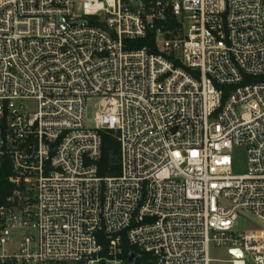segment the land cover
<instances>
[{
	"label": "built area",
	"instance_id": "built-area-1",
	"mask_svg": "<svg viewBox=\"0 0 264 264\" xmlns=\"http://www.w3.org/2000/svg\"><path fill=\"white\" fill-rule=\"evenodd\" d=\"M150 31L155 52L130 47ZM5 164L0 264H128L123 241L147 264H209L210 244L264 264V0H0ZM239 211L259 224L237 233Z\"/></svg>",
	"mask_w": 264,
	"mask_h": 264
},
{
	"label": "trees",
	"instance_id": "trees-1",
	"mask_svg": "<svg viewBox=\"0 0 264 264\" xmlns=\"http://www.w3.org/2000/svg\"><path fill=\"white\" fill-rule=\"evenodd\" d=\"M168 28H176L178 23L176 21H169L166 24ZM132 48H141L147 45L149 51L155 52L154 46V32L150 31L147 33L146 37L143 39L133 40L129 43ZM101 157L98 162V173L99 175H115L119 173L118 164V143L115 137V133L111 130H101ZM9 170L7 164H5L0 170V205L4 203L6 196L11 191V184L7 181V176ZM100 241L103 244V249L100 252L101 255H105V242L102 241L99 236ZM130 251H134L138 254L136 259V264L144 263L147 264L148 256L143 252L139 251L134 247L127 245L125 241L122 243V256L126 258ZM102 264V263H100Z\"/></svg>",
	"mask_w": 264,
	"mask_h": 264
},
{
	"label": "rangeland",
	"instance_id": "rangeland-1",
	"mask_svg": "<svg viewBox=\"0 0 264 264\" xmlns=\"http://www.w3.org/2000/svg\"><path fill=\"white\" fill-rule=\"evenodd\" d=\"M73 12L76 15L81 14L80 4L76 2L74 4ZM80 20H87V18L82 17ZM98 102V99H91L87 101L86 106V119L87 125L93 126L92 118L97 108L94 106ZM29 103V102H28ZM29 107L32 108V104L29 103ZM233 157V173L240 174L246 170V155L245 149L242 147H234L231 153ZM259 222L249 213L245 211L238 212V218L235 222L234 230L237 233L247 232L254 227H256ZM208 257L210 259L209 264H230L231 256L227 251L226 246H216L214 244H210L208 248ZM66 264V263H63Z\"/></svg>",
	"mask_w": 264,
	"mask_h": 264
},
{
	"label": "water",
	"instance_id": "water-1",
	"mask_svg": "<svg viewBox=\"0 0 264 264\" xmlns=\"http://www.w3.org/2000/svg\"><path fill=\"white\" fill-rule=\"evenodd\" d=\"M230 253L235 255L236 257H240L241 256V253L239 251L231 250ZM137 257H138L137 253L129 252L128 255H127V263L130 264L132 262V260L137 258Z\"/></svg>",
	"mask_w": 264,
	"mask_h": 264
}]
</instances>
